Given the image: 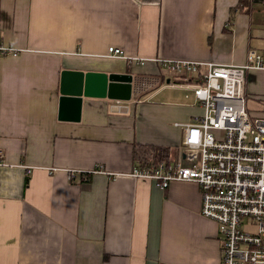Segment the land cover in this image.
<instances>
[{
	"label": "crops",
	"instance_id": "0c3cea01",
	"mask_svg": "<svg viewBox=\"0 0 264 264\" xmlns=\"http://www.w3.org/2000/svg\"><path fill=\"white\" fill-rule=\"evenodd\" d=\"M238 1L0 0V46L18 51L0 55V264H222L196 183L130 173L143 161L135 144L174 158L182 125L204 114L162 59L264 57V0L232 12ZM64 70L132 74L131 99L84 97L80 120H61ZM245 90L264 115V69L247 72Z\"/></svg>",
	"mask_w": 264,
	"mask_h": 264
},
{
	"label": "built area",
	"instance_id": "2783aa9c",
	"mask_svg": "<svg viewBox=\"0 0 264 264\" xmlns=\"http://www.w3.org/2000/svg\"><path fill=\"white\" fill-rule=\"evenodd\" d=\"M17 53L12 46H0V55ZM108 53L124 55L114 46ZM160 62L190 80L183 85L192 88L204 114L182 125L176 157L158 163L141 161L130 175L162 187L177 180L196 183L202 214L218 224L222 264H264V115L247 110L245 90L247 72L264 69L263 55L250 49L243 63L199 58ZM201 67L205 70L199 72ZM194 74L199 78L191 82ZM4 163L0 151V164Z\"/></svg>",
	"mask_w": 264,
	"mask_h": 264
},
{
	"label": "water",
	"instance_id": "95a60500",
	"mask_svg": "<svg viewBox=\"0 0 264 264\" xmlns=\"http://www.w3.org/2000/svg\"><path fill=\"white\" fill-rule=\"evenodd\" d=\"M133 76L129 73L64 70L61 75L59 119L79 121L84 97L130 100Z\"/></svg>",
	"mask_w": 264,
	"mask_h": 264
},
{
	"label": "trees",
	"instance_id": "16d2710c",
	"mask_svg": "<svg viewBox=\"0 0 264 264\" xmlns=\"http://www.w3.org/2000/svg\"><path fill=\"white\" fill-rule=\"evenodd\" d=\"M258 0H239L237 5L232 8L234 11H249ZM133 157L135 160L153 162H162L168 160L169 150L165 147L154 146V145H134ZM28 177L26 179V184H28Z\"/></svg>",
	"mask_w": 264,
	"mask_h": 264
},
{
	"label": "rangeland",
	"instance_id": "374dc122",
	"mask_svg": "<svg viewBox=\"0 0 264 264\" xmlns=\"http://www.w3.org/2000/svg\"><path fill=\"white\" fill-rule=\"evenodd\" d=\"M185 93L186 91L179 89V88H167L165 90L164 95L167 98H172V99H184L185 98ZM258 103L256 102V98H254L252 95L246 97V108L249 112L254 111L259 107L257 105Z\"/></svg>",
	"mask_w": 264,
	"mask_h": 264
}]
</instances>
